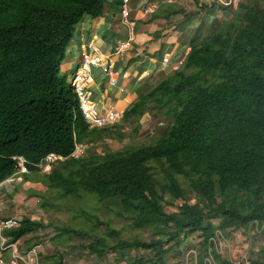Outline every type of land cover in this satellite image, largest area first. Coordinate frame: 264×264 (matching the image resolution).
Wrapping results in <instances>:
<instances>
[{
    "label": "trees",
    "instance_id": "obj_1",
    "mask_svg": "<svg viewBox=\"0 0 264 264\" xmlns=\"http://www.w3.org/2000/svg\"><path fill=\"white\" fill-rule=\"evenodd\" d=\"M107 5L104 0H0V184L19 173V157L32 173L49 155L65 157L62 173L56 170L48 185L61 188L59 197L114 244L87 231L32 220L5 235L11 243L27 242L29 251L43 242L38 233L52 230L57 243L45 264H65L81 251L99 260L118 256L119 264H161L182 237L185 243L198 234L206 246L219 221L222 234L245 227L239 242L246 250L255 240L250 225L264 223V0H240L242 16L233 34H222L221 13L209 34L192 42L184 67L162 75L123 113L124 125L137 123L130 136L142 135L144 124L156 121L153 134L145 135L147 143L97 160H73L75 141L88 129L61 76L62 64L74 27L101 19ZM92 198L106 209L111 207L105 202L114 201L116 218L147 235L146 242L120 240V231L87 211L85 202ZM137 251L153 259L136 257ZM236 260L231 251L221 256V264ZM243 264H264V258Z\"/></svg>",
    "mask_w": 264,
    "mask_h": 264
},
{
    "label": "crops",
    "instance_id": "obj_2",
    "mask_svg": "<svg viewBox=\"0 0 264 264\" xmlns=\"http://www.w3.org/2000/svg\"><path fill=\"white\" fill-rule=\"evenodd\" d=\"M118 1L108 0L106 12L101 19L97 21L85 19L74 27L75 38L67 49L66 61L70 64H65L66 71H71V73L75 71L81 62L82 55L89 49V44L92 42L101 50L103 60H107L112 55L118 40L122 39L125 33V29L115 22L116 12L119 10ZM222 1L132 0V19L136 24L133 59L121 65L116 63L115 69L110 74L102 69H93L94 81L88 87L92 101L99 108H102L107 102L126 112L128 109L125 101L130 102L134 99L137 102L140 96L149 93L157 86L162 75L170 76L175 73L176 63L186 59L191 43L196 39L206 37L211 22L214 23L221 13L224 15L225 22L234 17L235 12L231 8L226 11L219 8ZM207 2L216 4L218 7L215 5L207 8L205 5ZM213 11L216 12L212 16L208 14ZM165 56L170 58V63L166 67H160V61L152 59L155 57L163 59ZM111 61L115 62L114 57ZM69 82L71 83V79ZM113 82H117V84L114 85ZM87 133L84 134L86 139L89 136ZM98 141L105 145L107 140L95 136L90 144ZM82 142L84 141L82 140ZM39 177L41 176H37L29 182L25 180V177L19 176L12 184H8L6 191L2 192L0 213L6 217L15 216L23 221L35 219L46 226L50 225L56 228L74 226V219L78 216L74 208L59 202H57L58 205H55L54 200L57 198L58 192L55 193L49 185L50 190H47L44 187V181ZM44 179L47 183L46 178ZM32 186L43 188V194L34 193L25 196ZM14 194L17 196L14 197ZM41 196L45 197V202L50 203L49 206L46 203L43 208L49 210V214L40 213L38 215L42 210L38 209ZM87 225L90 226L88 223ZM80 226V229L75 230L89 232L83 223H80ZM54 236L51 231L37 234V237L43 238V243L39 246L42 256L51 254L56 244L53 241ZM23 243L20 242L22 248ZM97 260L92 264H116L117 258L111 259L108 256L101 260L97 258ZM70 264L75 263L71 262Z\"/></svg>",
    "mask_w": 264,
    "mask_h": 264
},
{
    "label": "rangeland",
    "instance_id": "obj_3",
    "mask_svg": "<svg viewBox=\"0 0 264 264\" xmlns=\"http://www.w3.org/2000/svg\"><path fill=\"white\" fill-rule=\"evenodd\" d=\"M207 8L214 7L215 4L213 3H207L205 4ZM216 11L210 12L208 14H211V16L215 13ZM242 12H236L234 13V17L223 23V28H222V34L231 33L233 34L234 31L238 28L241 20ZM224 19L221 20L223 22ZM213 22H211L210 27H213ZM205 31V30H204ZM203 31V32H204ZM65 64H70L67 63V61H64L62 64V74L61 76L64 77L67 85H71L75 71L71 73L66 71ZM70 74V75H68ZM69 79H71V83L69 82ZM212 80V77L208 78V81ZM136 121H139V119H136ZM156 126V121L154 120L153 122L145 123L144 126L141 128V132L143 133L142 135L139 136H130L133 132V128H137V123L127 126L122 124L121 127L118 129L122 133L121 137L117 132L110 131L109 133L101 131V130H96L95 134L96 136L103 137L105 138L106 144L101 142H92L94 137L92 135H89L86 139V136L83 135L81 139H83V146L85 148V151L88 153V160H97L98 155L109 153V152H115L118 150H121L124 146L127 145H134V146H141L145 143H147V140L145 138L146 134H153ZM133 127V128H130ZM95 136V135H94ZM57 171H63L62 167L59 166L57 168ZM40 180L45 181L43 177H39ZM184 189L187 193V197L190 199L192 195L190 194V188L188 186V183L184 182ZM44 189L43 188H38L36 186H32L30 188V191L25 194V196L38 193L39 195L43 194ZM55 191H58L60 194H63V190L61 188H56ZM57 202H66V200L62 197H58L54 200V204L58 205ZM88 209L87 211L91 214L95 213L98 214L101 218V220L109 222L112 227L116 231L121 232L120 240L125 241V242H146L147 235L142 234L140 231L136 230L131 226L130 224H127L124 221H120L116 218L115 212L119 210L116 204H114V201H108L105 202V204H109L111 209H106L103 204L99 203L96 198H92L90 200H86ZM78 216L76 219H74V226L71 228L74 229H80V223H83V226H85L87 229H89V232L94 235V237L100 238V239H106L110 244H114V241L111 240V238L101 232L100 230L94 229V227L88 223L90 226L87 225V223L81 218L80 213L77 212ZM10 219L16 220L15 216L9 217ZM219 224V221H216L215 223V233L212 238H210L208 244L205 246L203 243V239H200L198 234H195L192 238L188 239V241H185V238L182 237L181 240L174 243L172 245L171 252H169V255H166L161 261H163V264H184L188 261H191L193 258L198 257V262L199 264H205V259L207 257V254L210 251L211 247V240H213L217 234L221 233L218 229L217 226ZM249 230L255 234V240H252L248 243L249 246H247V249L245 250V245H241L239 240L243 239V231L245 230V227L242 226H237L233 228V231L231 233H224L222 235H218L219 240L221 243H223L224 247L222 252H220L219 257L217 258V263L221 264V253L225 254V252H233L234 256L236 258H239L240 261L238 264H243V263H248L249 259H262L264 258V255L261 253V249L264 248V232H262V228H258L257 226H252L250 225ZM247 232V231H246ZM156 234L155 230L151 232V235ZM245 234V233H244ZM226 237V239H225ZM207 253L204 255V253ZM146 256L147 260H152L153 256L149 257L145 252L143 251H137L135 252V256ZM12 256V249H6L5 246L2 244V241L0 240V264H10V258ZM110 258H117L116 264L118 263V256L110 255ZM97 260L95 256H93L91 253L85 251V253H78L73 257H67L66 259V264H70L71 262H74L75 264H92L93 261ZM99 263V261L97 260ZM113 264V263H111ZM126 264V263H122Z\"/></svg>",
    "mask_w": 264,
    "mask_h": 264
},
{
    "label": "built area",
    "instance_id": "obj_4",
    "mask_svg": "<svg viewBox=\"0 0 264 264\" xmlns=\"http://www.w3.org/2000/svg\"><path fill=\"white\" fill-rule=\"evenodd\" d=\"M120 1L122 5L119 21L129 36L128 41H123L121 42L122 44L116 46L115 51L110 56L112 58L114 57L115 62H112L108 59L103 60L102 52L99 47L94 42L90 43L89 49L82 55L81 63L75 72L74 79L71 84L74 90L76 102L78 104V110L82 117V122L91 133L96 130L114 127L121 120V111H119V109L113 107L109 103H106L102 108H99L93 103L91 94L88 90V87L93 82V69H102L104 72L110 74L115 69L116 63L118 64V62L122 60L125 50L133 45L132 41H134V23L130 8L131 0ZM238 2V0H234L233 3L235 6H237ZM125 58L130 59L129 56H126ZM113 84L115 85L117 82H113ZM82 151L83 147H76L73 156L75 157L81 155ZM251 225L262 228V232H264V223L258 222L257 224L253 223ZM9 228H12V221L7 222L3 219H0V239L3 245L6 242L3 234ZM218 235H222V233L217 234L216 237L211 240V249L207 254L205 264H218L217 258L224 247L223 243L220 242L219 237H217ZM249 235L255 239V234H253L250 230ZM11 248L13 249V264H41L38 258V252L36 250H33L29 254L28 258L25 259L18 253L17 246H12ZM222 254L223 253H221V256ZM184 264L199 263L195 257L191 259V261H188Z\"/></svg>",
    "mask_w": 264,
    "mask_h": 264
},
{
    "label": "clouds",
    "instance_id": "obj_5",
    "mask_svg": "<svg viewBox=\"0 0 264 264\" xmlns=\"http://www.w3.org/2000/svg\"><path fill=\"white\" fill-rule=\"evenodd\" d=\"M105 1V3H109L108 2V0H104ZM120 1V0H119ZM239 2H238V4H237V6H235L234 5V0H230L229 2H226L225 0H223L222 1V4H221V6L219 7V8H222V7H224V8H231L232 10H234V12L236 13V12H239V3H240V0H238ZM121 2V1H120ZM207 3H209V2H207ZM226 3V4H225ZM216 5V4H215ZM217 6V5H216ZM218 7V6H217ZM130 8H131V13L133 14V11H132V0H131V6H130ZM120 12H121V10H120ZM120 12H119V14H118V16L116 17V22H118V24L119 25H121V22L119 21V15H120ZM133 20V19H132ZM133 23H134V21H133ZM213 25V24H212ZM122 26V25H121ZM135 27H136V24L134 23V41H132V43H133V45L130 47V48H127L126 50H125V52H124V55H123V58H122V60L121 61H119L118 62V64L119 65H121L122 63H124V62H126V61H131L132 59H133V50H134V43H135ZM124 28V27H123ZM125 29V28H124ZM211 29V28H210ZM210 29H208V31H207V34H206V36L209 34V32H210ZM128 38H129V36H128V34L126 33V30H125V33H124V35L122 36V39H119L118 40V42H117V44H116V46L117 45H120V44H122L121 42H123V41H128ZM203 38H205V37H203ZM192 44V43H191ZM83 48V47H82ZM115 49H116V47H115ZM115 49H114V51H115ZM191 53V46H190V49L188 50V52H187V55L186 56H189V54ZM126 56H129L130 57V59H127V58H125ZM187 58V57H186ZM82 59V58H81ZM112 59V57H109L108 58V60H111ZM152 59H154L155 61H160V67H166V66H168L169 65V63H170V58L169 57H167V56H165L163 59H161V58H158V57H155V58H152ZM185 61H186V59L184 60V59H182V60H180V61H178L177 63H176V71H175V73L177 72V71H179V70H181L183 67H184V65H185ZM81 63V62H80ZM80 63H79V65H80ZM79 67V66H78ZM78 67L75 69V72H76V70L78 69ZM92 77H93V75H92ZM93 81H94V78H93ZM73 82V81H72ZM93 83V82H92ZM72 84V83H71ZM71 86V85H70ZM72 87V86H71ZM73 89V88H72ZM73 92H74V90H73ZM141 97V96H140ZM139 97V98H140ZM139 102V100L136 102V100H134V99H132L130 102H126L125 101V105L127 106L126 108L128 109V110H126V112H129L132 108H133V106L135 105V104H137ZM94 103V102H93ZM107 102H105V104H106ZM94 104H96V103H94ZM104 104V105H105ZM97 105V104H96ZM98 106V105H97ZM119 111H121V120H120V122L119 123H117L114 127H110V128H105V129H103V130H106V129H111L112 131H114L115 132V130H118L119 129V127H121V125L123 124V113H126V112H123L122 110H119ZM103 130H101V131H103ZM89 132V131H88ZM95 132V131H94ZM90 134H92L91 132H89ZM93 135H95V133H93ZM92 135V136H93ZM83 136V135H82ZM81 136V137H82ZM75 137H76V135H75ZM81 137H80V142L78 141V139H76V141H75V148H74V151L72 152V154H71V159H73V160H84V159H88V153L85 151V148H84V146H83V142H82V140L83 139H81ZM95 138V137H94ZM78 146H80V147H83V151H82V154L81 155H79V156H73L74 155V152H75V150H76V147H78ZM117 152H119V150L118 151H115V152H109V153H105V154H103V155H101V154H99L98 155V158H102L103 156H105L106 154H115V153H117ZM18 167H19V173L16 175V176H13L12 178H10L9 180H7V181H5V182H3L2 184H0V206H1V204H2V192H4V191H6V186L8 185V184H12L15 180H16V178L17 177H19V176H22V177H25V180H27V181H31L32 179H34L35 177H37V176H41V177H43V178H46V181H47V183H48V181H49V179L56 173V170H57V168L59 167V166H61V164H64L66 161H67V159L65 158V157H62V156H58V155H56V154H52V155H49L47 158H45L39 165H37L36 166V168H37V172L36 173H32V172H30L29 170H28V163H27V161L24 159V158H22V157H19L18 159ZM45 181H44V187L47 189V190H50V188H49V186H48V184H47ZM51 187V186H50ZM52 190L56 193V192H58V191H55V189L54 188H52ZM59 192H58V194H57V198L59 197ZM17 196V194H14V197H16ZM46 203H47V206H49L50 205V203L49 202H45V197L44 196H41L40 198H39V205H38V209H42V210H40L39 211V213H38V215L40 214V213H42V214H49V210H44L43 208L46 206ZM59 203H63V204H68L67 202H59ZM16 205H19V204H16ZM15 205V206H16ZM69 205V204H68ZM60 206V205H59ZM18 208H19V206H18ZM56 211V210H55ZM57 211H60V210H57ZM9 217H11V216H8V217H6V216H4L3 214H1L0 213V219H3L4 221H7V222H9V221H12V228H9V229H7V230H15V229H18V228H20L21 227V224L22 223H24L25 221H28V220H32V221H35V222H38L37 220H35V219H26V220H19V219H16V220H13V219H10ZM20 221H22V222H20ZM40 223V222H39ZM43 224V223H42ZM45 225V224H44ZM50 226V225H49ZM49 226H47V227H49ZM56 228V227H55ZM65 229H68V228H65ZM71 229H74V228H71ZM6 230V231H7ZM6 231L4 232V234H3V237L6 239V242H5V244H4V246H5V248L6 249H12L11 247L12 246H17V248H18V253L21 255V256H23V258H25V259H27L28 258V256H29V254L33 251V250H36L37 252H38V258H39V261H40V263L41 264H45V262L43 261L44 260V258H46L47 256H42L41 255V251H40V248H39V246L43 243H41L39 246H37V247H34V248H31L29 251H28V248H27V242L25 243H23V248L21 247V244H20V242H15V243H11V239L9 238V237H7L6 235H5V233H6ZM47 231H51L52 232V230H47ZM46 231V232H47ZM76 231H84V230H76ZM53 233V232H52ZM90 233V232H89ZM38 234H43V233H38ZM90 234H92V233H90ZM55 235V234H54ZM36 237H37V235H36ZM55 237H56V235L53 237V241H57V240H55ZM40 239H42V241H43V238H41V237H39ZM1 240V239H0ZM29 241V240H28ZM57 243V242H56ZM81 252H85V251H81ZM12 255H13V249H12ZM49 256V255H48ZM74 256V255H73ZM73 256H68V257H73ZM10 264H13V257L11 256V258H10ZM199 263V262H198ZM22 264V263H21ZM65 264H66V259H65Z\"/></svg>",
    "mask_w": 264,
    "mask_h": 264
}]
</instances>
